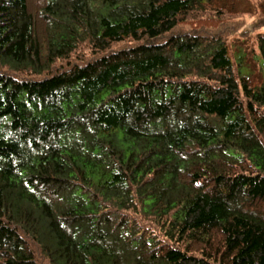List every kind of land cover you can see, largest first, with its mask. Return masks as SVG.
Listing matches in <instances>:
<instances>
[{"label":"trees","instance_id":"1","mask_svg":"<svg viewBox=\"0 0 264 264\" xmlns=\"http://www.w3.org/2000/svg\"><path fill=\"white\" fill-rule=\"evenodd\" d=\"M249 35L234 0H0V264H264Z\"/></svg>","mask_w":264,"mask_h":264},{"label":"rangeland","instance_id":"2","mask_svg":"<svg viewBox=\"0 0 264 264\" xmlns=\"http://www.w3.org/2000/svg\"><path fill=\"white\" fill-rule=\"evenodd\" d=\"M263 0H234L236 8L238 12L242 16V20L245 24V29L250 31V35L247 38H235L229 46V54L234 64H236L237 60L241 58H247L248 62H250L254 67V73L259 81L264 80V71L263 69V59L261 58L260 54H257V57L254 61L253 58H250V52L252 53L253 50L258 52L257 44L255 42V33L252 29L253 22L258 17L261 12L259 7V2ZM264 34V28L259 32ZM244 39V40H243ZM252 71H250L251 73ZM243 74H248V69L242 72Z\"/></svg>","mask_w":264,"mask_h":264}]
</instances>
